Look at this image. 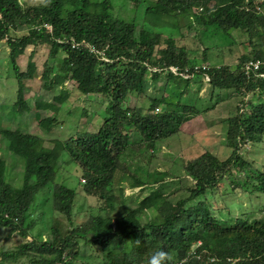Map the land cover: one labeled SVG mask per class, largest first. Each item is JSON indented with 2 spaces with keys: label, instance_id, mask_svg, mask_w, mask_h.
<instances>
[{
  "label": "trees",
  "instance_id": "16d2710c",
  "mask_svg": "<svg viewBox=\"0 0 264 264\" xmlns=\"http://www.w3.org/2000/svg\"><path fill=\"white\" fill-rule=\"evenodd\" d=\"M131 1L137 4L142 0ZM143 1L147 3L145 17L154 23L190 16L203 28L246 33L250 45L257 37L262 47L253 48L248 56H240L234 69L228 65H207L203 70L201 66L206 63L196 64L195 59H190L195 57L185 49L175 48L172 38L162 40L160 33L143 27L136 32L133 22L113 17L110 0H38L36 4L0 0V43L5 41L9 48L8 58L17 82L14 106L20 113L27 108L23 82L36 76V66L31 59L34 50L24 72L15 59L29 45H47L48 55L55 60L61 54L57 72L46 62L43 64L40 75L43 88L52 90L71 81L82 95L98 94L108 101L96 132L52 139L48 148L37 135L0 128L8 156L22 161V165L19 164L22 183L16 187L6 182L9 162L0 158V227L18 231L25 237L33 221L24 223L36 194L50 184L52 210L61 214L68 225L72 224L77 192L55 181L58 161L65 154L68 162L80 170L84 195L96 198L101 203V211L109 209L104 216H89L79 226L69 225L65 235L52 226L49 240L32 239L15 250L2 252L0 264L24 258L31 252L38 255L30 260L33 264H72L79 255L78 240L85 234H90V242L100 247L101 264H142L154 247L170 250L177 264H264V220L251 222L237 218L231 224L223 223L212 215L213 209L207 203L209 194L226 180L231 170L240 173L248 166L241 148L256 144L264 137L263 100L242 101L236 114L226 120L225 145L229 155L225 159L205 150L183 165L192 184L185 190L187 195L174 201L161 191L163 173L147 174L146 181L141 182L121 163L128 149L152 156L158 142L180 133L184 123L203 112L193 105L171 103L164 95L149 98L146 110L125 105L129 94H144L148 76L157 80L165 74L168 80L183 83L185 88L191 83H201L207 76L211 94L218 90L242 96L257 93L262 97L264 80L247 81L241 66L248 59L264 58V14L256 11L251 0L246 4L244 0ZM21 27L26 28V34L11 35ZM72 42H83L93 51L81 46L72 48ZM205 53L201 55L203 61H206ZM170 67H176L178 74L171 73ZM195 67L199 70L195 71ZM182 73L189 76L182 79ZM67 98L68 93L61 91L53 97L52 104L36 103V108L52 109L56 114ZM214 104L204 111L212 110ZM160 106L166 109L155 113ZM55 114L38 121L44 131L50 133L58 124ZM116 171L127 173L131 189L143 192L149 187L150 192L139 199L136 207L112 217L109 214L115 212V205L124 210L123 204L128 199L121 190L118 197L113 194ZM252 178L255 180L252 191L264 195V173L258 172ZM240 186L243 181L232 188ZM203 196L206 199L203 200ZM148 211H152V215ZM258 212L264 214V205ZM141 224L142 228L138 226ZM137 240L141 242L138 246L135 245Z\"/></svg>",
  "mask_w": 264,
  "mask_h": 264
},
{
  "label": "rangeland",
  "instance_id": "374dc122",
  "mask_svg": "<svg viewBox=\"0 0 264 264\" xmlns=\"http://www.w3.org/2000/svg\"><path fill=\"white\" fill-rule=\"evenodd\" d=\"M110 2V12L113 17L133 22L136 26V32L143 27L151 32L160 33L162 40L172 38L175 48L185 49L191 57H195L190 59H195L196 64L203 62L209 66L228 65L230 69H234L240 56H248L253 48L262 47L260 39L257 37L252 39V45H250L246 33L239 30L223 33L214 27L203 28L195 24L190 16H180L175 21L154 23L150 20L151 18L145 17L144 10L147 3L143 0L137 4L131 0H110ZM19 3L36 4L38 0H19ZM26 32V28L21 27L15 32H11V35L19 37ZM32 50H34V54L31 59L36 66V76L23 82L24 101L27 108L20 113L14 106L17 82L8 58L9 48L5 41L0 43V128L18 129L22 133L37 135L42 139L45 148L50 146L52 139H65L96 132L105 116V107L108 101L103 100L98 94L82 95L74 89V84L71 81H66L63 87L55 86L52 90L43 88V80L40 78L43 64L46 62L49 67H52L53 72H57L61 54L59 53V59L55 60L48 55L47 45L38 44L35 47L29 45L15 59L20 71H26ZM204 51H206V61L201 58ZM186 76L189 75L182 73L180 78L185 79ZM144 89L143 95L129 94L125 105L141 107L146 110L149 98L164 95L171 103L179 102L180 105H193L198 110L203 111L200 115L184 123L180 133L158 142L152 156L141 150L128 149L121 158V163L127 167L128 172L141 182L146 181L147 174L163 173L164 184L161 191H164L171 201L187 195L185 190L192 184L191 179L183 170V165L187 161L198 157L205 150L220 159H225L229 155V149L225 145L226 120L236 114L241 102L264 101V92L261 98L257 93L242 96L234 94L233 91L215 90L211 94V89L205 80L201 83H191L188 88H185L183 83L177 84L168 80L165 74H161L157 80H152L148 76L144 83ZM61 91H66L68 98L60 105L56 114L52 109L36 108V103L52 104L53 97ZM212 104H214L212 110L204 111ZM164 109L166 108L160 106L158 111ZM54 114L58 124L53 127L50 133L44 131L39 126L38 121ZM131 138L134 139L133 136ZM4 142L0 137V158L9 162L5 180L12 186L19 187L22 183L20 167L22 161L16 156H8ZM241 149L242 158L248 162V166L240 173L231 170L226 180L215 187L207 198V203L213 209L212 215L227 224L233 223L237 218H246L251 222L264 220V214L258 212L264 205V195L252 191V184L255 183L252 177L258 172L264 173V137L260 142L246 144ZM81 180L80 170L76 165L68 162L66 154L63 155L58 161L55 181L75 189L77 192L72 208V224H69L71 227L81 225L89 216H104L109 210L101 211L99 209L101 203L96 198L84 195L81 190ZM246 180L250 182L245 184ZM241 181H243V186L232 188V185ZM50 185L36 194L34 204L24 223L33 221L25 237H22L18 231L0 227V254L15 250L19 245L30 242L32 239L35 241L49 240L52 226H56L61 234L68 233L69 225L65 218L52 210ZM119 190L123 192V197L128 199L123 204L124 210H119L116 207V200L113 202L116 205L115 212L109 214L112 217L136 207L139 199L150 192L149 187H146L143 192L137 188L131 189L130 178L127 177V173L116 171L113 177V194L115 197L119 196ZM205 197L201 198L204 200ZM148 213L152 215V211H148ZM78 245L80 247L79 255L72 261V264H101L103 254L98 245H93L90 242V234H85L83 239H79ZM33 255L35 259L38 256L31 252L24 258L16 261L9 260L6 263L33 264L30 263V260L34 258Z\"/></svg>",
  "mask_w": 264,
  "mask_h": 264
},
{
  "label": "built area",
  "instance_id": "2783aa9c",
  "mask_svg": "<svg viewBox=\"0 0 264 264\" xmlns=\"http://www.w3.org/2000/svg\"><path fill=\"white\" fill-rule=\"evenodd\" d=\"M256 8V11L258 13H262L263 11V5H264V0H251ZM248 2V0H244V3L246 4ZM48 28V27H47ZM85 47L87 49H89V51H93L91 48H89L85 43L81 42V43H75L72 42L71 43V47ZM199 67H195L194 70L198 71ZM201 68L203 70H205L207 68V64H204L201 66ZM169 71H171V73H173L174 75L178 74V70L176 67H170ZM241 72L243 73V75L245 76L247 81H254V80H264V58L263 59H248L247 61H245L242 66H241ZM182 74H180L181 76ZM185 77V76H183ZM187 78V76H186ZM205 81H208V77L205 76L204 77ZM155 113L158 112V109H155L154 111ZM81 182H83V180H81ZM232 264H234V262H232Z\"/></svg>",
  "mask_w": 264,
  "mask_h": 264
},
{
  "label": "clouds",
  "instance_id": "9594fccd",
  "mask_svg": "<svg viewBox=\"0 0 264 264\" xmlns=\"http://www.w3.org/2000/svg\"><path fill=\"white\" fill-rule=\"evenodd\" d=\"M140 228L143 224L138 225ZM140 241H135V245H140ZM142 264H177L176 258L173 257L170 250H166L162 247H154L144 257Z\"/></svg>",
  "mask_w": 264,
  "mask_h": 264
},
{
  "label": "crops",
  "instance_id": "0c3cea01",
  "mask_svg": "<svg viewBox=\"0 0 264 264\" xmlns=\"http://www.w3.org/2000/svg\"><path fill=\"white\" fill-rule=\"evenodd\" d=\"M263 13H264V11H263Z\"/></svg>",
  "mask_w": 264,
  "mask_h": 264
}]
</instances>
